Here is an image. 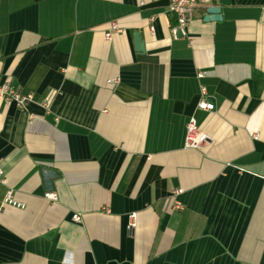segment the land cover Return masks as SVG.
<instances>
[{
  "label": "crops",
  "instance_id": "obj_1",
  "mask_svg": "<svg viewBox=\"0 0 264 264\" xmlns=\"http://www.w3.org/2000/svg\"><path fill=\"white\" fill-rule=\"evenodd\" d=\"M176 23L168 0H0V85L33 95L0 99V264H264V0Z\"/></svg>",
  "mask_w": 264,
  "mask_h": 264
},
{
  "label": "built area",
  "instance_id": "obj_2",
  "mask_svg": "<svg viewBox=\"0 0 264 264\" xmlns=\"http://www.w3.org/2000/svg\"><path fill=\"white\" fill-rule=\"evenodd\" d=\"M216 0H168V8L171 13L176 16L177 23L173 27V33L178 37L180 31L185 33L186 26L192 19L195 9L198 6L203 4L213 3ZM153 29V27H151ZM123 31L122 27L116 20L111 21L110 28L105 32V37L111 39L115 32ZM204 73L201 71L198 73V76L203 77ZM201 98L198 103V107L203 110L211 111L215 108V103L208 99L207 88L204 85H201L200 91ZM33 95L24 94L15 90L11 82H5L0 85V99L5 100L6 102H15L19 106H23L27 100L32 99ZM208 140V135L205 133L198 125V122L194 116L190 117L187 123V131L185 137V146L189 148H200ZM3 180V171L0 169V181ZM45 197L50 200H56L58 195L54 191H46ZM5 202L18 204L13 190L9 189L5 195ZM133 221L132 225L135 224L134 219L136 218V213L131 215ZM75 219L79 220L80 215H75Z\"/></svg>",
  "mask_w": 264,
  "mask_h": 264
},
{
  "label": "water",
  "instance_id": "obj_3",
  "mask_svg": "<svg viewBox=\"0 0 264 264\" xmlns=\"http://www.w3.org/2000/svg\"><path fill=\"white\" fill-rule=\"evenodd\" d=\"M221 7L217 5L210 6L208 8V14L206 15V19H221ZM136 41L138 44V47L142 50H144V42L140 36V33L136 34Z\"/></svg>",
  "mask_w": 264,
  "mask_h": 264
}]
</instances>
